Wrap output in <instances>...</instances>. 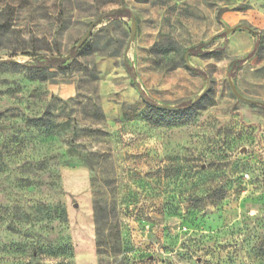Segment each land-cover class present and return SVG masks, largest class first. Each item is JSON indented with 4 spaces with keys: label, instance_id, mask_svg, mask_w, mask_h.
Here are the masks:
<instances>
[{
    "label": "rangeland",
    "instance_id": "obj_1",
    "mask_svg": "<svg viewBox=\"0 0 264 264\" xmlns=\"http://www.w3.org/2000/svg\"><path fill=\"white\" fill-rule=\"evenodd\" d=\"M0 264H264V0H0Z\"/></svg>",
    "mask_w": 264,
    "mask_h": 264
},
{
    "label": "water",
    "instance_id": "obj_2",
    "mask_svg": "<svg viewBox=\"0 0 264 264\" xmlns=\"http://www.w3.org/2000/svg\"><path fill=\"white\" fill-rule=\"evenodd\" d=\"M136 32H137V26H136V23L134 22L133 25H132L131 38H130V41H129L128 46H127L126 54H127L128 50H129V48H130V46H131L133 40H134L135 37H136ZM91 34H92V28L88 31V33L86 34V36L84 37V39L81 41V43H80V47L83 46V45L86 43V41L89 39V37H90ZM187 65L190 66V64H189L188 61H187ZM232 89H233L234 93L237 94V91H236V89L234 88L233 85H232ZM207 90H208V89H207ZM204 94H205V93H203V94L197 99V101H199V100L202 98V96H203ZM242 99H244V98H242Z\"/></svg>",
    "mask_w": 264,
    "mask_h": 264
},
{
    "label": "trees",
    "instance_id": "obj_3",
    "mask_svg": "<svg viewBox=\"0 0 264 264\" xmlns=\"http://www.w3.org/2000/svg\"><path fill=\"white\" fill-rule=\"evenodd\" d=\"M64 63H65V61H60V60H58V61H51V62H48L47 64H45L44 66L45 67H48V68L58 67V66L60 67ZM36 123H37V126H39V127L46 126L45 119H39V120L36 121ZM58 219L62 220V219H64V217H62V215H61L60 217H58Z\"/></svg>",
    "mask_w": 264,
    "mask_h": 264
}]
</instances>
